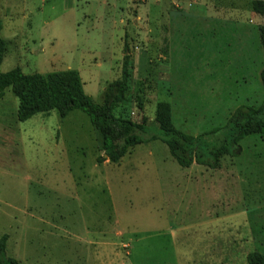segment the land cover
<instances>
[{
	"label": "rangeland",
	"instance_id": "374dc122",
	"mask_svg": "<svg viewBox=\"0 0 264 264\" xmlns=\"http://www.w3.org/2000/svg\"><path fill=\"white\" fill-rule=\"evenodd\" d=\"M10 1L8 10L0 4L1 74L76 70L85 94L101 104L120 77L126 43L131 78L116 116L152 122L166 103L173 126L196 136L264 101V20L255 14L220 21L204 10L207 1L182 6L185 13L176 0ZM126 22L136 29L125 33ZM17 108L6 89L0 237L8 236L7 257L19 264H247L248 254L264 255V132L243 139L241 155L215 170L179 167L159 140L132 147L117 164L98 163L101 143L86 114L19 122Z\"/></svg>",
	"mask_w": 264,
	"mask_h": 264
},
{
	"label": "trees",
	"instance_id": "16d2710c",
	"mask_svg": "<svg viewBox=\"0 0 264 264\" xmlns=\"http://www.w3.org/2000/svg\"><path fill=\"white\" fill-rule=\"evenodd\" d=\"M250 8L264 20V0H250ZM2 29L0 20V65L6 53V42L1 37ZM258 33L263 50L260 82L264 89V24L258 28ZM130 78V56L127 44L124 43L120 77L107 84L101 104L95 103L85 94L76 70L26 75L20 67L0 73V99L5 90L10 89L18 100L16 118L19 122H26L40 113L56 112L64 119L72 111L83 112L100 139L105 157H97L98 163L107 161L117 164L132 147L142 142L159 140L167 147L169 155L179 167L198 165L215 170L223 158L241 155L240 142L243 139L264 132V101L258 106L239 107L223 128L196 136L187 135L173 126L170 108L166 103L157 105L152 122L143 119L141 123H135L128 118L116 116L115 109L126 101ZM215 135L220 136L221 140H213ZM7 241V235L0 237V264H19L16 259L7 257ZM246 262L264 264V255L250 253Z\"/></svg>",
	"mask_w": 264,
	"mask_h": 264
},
{
	"label": "crops",
	"instance_id": "0c3cea01",
	"mask_svg": "<svg viewBox=\"0 0 264 264\" xmlns=\"http://www.w3.org/2000/svg\"><path fill=\"white\" fill-rule=\"evenodd\" d=\"M176 1L181 4V8L183 6L186 9H188V11L192 10L193 8H198V3H202V2L205 3L207 1V2H209L210 5H208V3L205 4L204 10L206 11L207 7H209V9L211 8L210 11L216 12V15H217L216 17H218L220 21H222V20L232 21L233 18H235V19L241 18L242 19V16L245 13H248L245 15H249V16L254 15V13L252 11H248L244 7L248 4H250V0H176ZM153 2H154L153 3L154 6H155L156 3L158 2V0H154ZM0 4L3 6V9L5 8L4 10H8V9L12 8V6H13L12 1H10V0H0ZM1 5H0V7L2 8ZM182 10L184 11V13H185V11H187V10H184L183 8H182ZM124 24H125L124 28L127 30V31H125V33H128L129 30L134 29L133 27H135V29L137 27V24L130 25V23H127V22ZM165 24H166L165 27L168 30V25H167V23H165ZM129 26H132V28L127 29V28H129ZM162 27H164V26H162ZM138 28L142 29L140 25H138ZM125 33H124V36H125ZM140 34H141V32H140ZM164 35H165V38L167 39L168 38V31H166V34H164ZM68 70H71V69H68Z\"/></svg>",
	"mask_w": 264,
	"mask_h": 264
}]
</instances>
